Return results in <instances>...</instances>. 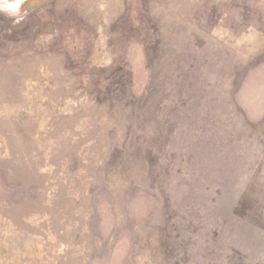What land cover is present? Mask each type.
<instances>
[{"label":"rangeland","instance_id":"obj_1","mask_svg":"<svg viewBox=\"0 0 264 264\" xmlns=\"http://www.w3.org/2000/svg\"><path fill=\"white\" fill-rule=\"evenodd\" d=\"M0 264H264V0L0 11Z\"/></svg>","mask_w":264,"mask_h":264},{"label":"clouds","instance_id":"obj_2","mask_svg":"<svg viewBox=\"0 0 264 264\" xmlns=\"http://www.w3.org/2000/svg\"><path fill=\"white\" fill-rule=\"evenodd\" d=\"M23 4L24 0H0V11L6 12L10 17H21Z\"/></svg>","mask_w":264,"mask_h":264},{"label":"flooded vegetation","instance_id":"obj_3","mask_svg":"<svg viewBox=\"0 0 264 264\" xmlns=\"http://www.w3.org/2000/svg\"><path fill=\"white\" fill-rule=\"evenodd\" d=\"M24 2H25V0H24Z\"/></svg>","mask_w":264,"mask_h":264}]
</instances>
